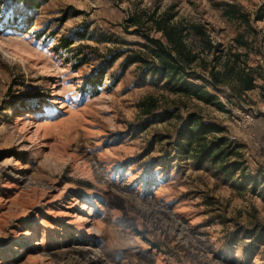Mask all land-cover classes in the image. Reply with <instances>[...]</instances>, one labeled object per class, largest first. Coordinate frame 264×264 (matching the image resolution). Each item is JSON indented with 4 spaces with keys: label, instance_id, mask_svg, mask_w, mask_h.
I'll use <instances>...</instances> for the list:
<instances>
[{
    "label": "rangeland",
    "instance_id": "rangeland-1",
    "mask_svg": "<svg viewBox=\"0 0 264 264\" xmlns=\"http://www.w3.org/2000/svg\"><path fill=\"white\" fill-rule=\"evenodd\" d=\"M161 14L240 52L253 88L205 83L204 103L124 67ZM193 117L239 146L240 171L179 148ZM262 181L264 0H0V264H264Z\"/></svg>",
    "mask_w": 264,
    "mask_h": 264
},
{
    "label": "trees",
    "instance_id": "trees-1",
    "mask_svg": "<svg viewBox=\"0 0 264 264\" xmlns=\"http://www.w3.org/2000/svg\"><path fill=\"white\" fill-rule=\"evenodd\" d=\"M46 1L13 0L15 5H21L23 10L30 12ZM223 13L231 19L245 21L244 16L238 14L232 6H223ZM147 21L150 29L158 33L159 36L150 37L145 34L143 36L145 43L139 45L142 50L134 55H125L122 62L124 67L137 64L145 74L157 75L158 79L164 81L172 91L204 103H211L216 99L208 91L207 85L213 90H218L223 84L230 83L233 92L235 91L239 95L253 88L254 77L236 64L241 55L240 52L229 49L225 53L219 44L212 43L201 25H180L171 22V16L164 14L158 17L150 16ZM187 39L191 43H187ZM234 41L236 42L234 47L245 46V42L238 36L234 38ZM69 44L71 43L64 38L60 41V47L66 45L68 48ZM201 52L206 55L210 54L212 57L222 53L221 68L218 70H215L216 66L208 68L199 54ZM118 55L112 57L111 61L115 60ZM217 59L220 57L214 58V60ZM193 65L207 72L209 79L195 76V72L192 70ZM195 79H199L202 83H196ZM218 133H222L221 128L201 122L194 117L188 118L178 132L179 148L185 153H191L198 165L205 162L212 165L218 164L219 170L228 176L231 173L229 172L230 168L233 173L241 170L239 164L234 160L225 164L232 155L239 157V152H237L239 146L227 141L223 136L215 138L214 135ZM241 175L240 179L249 178L244 174ZM261 184L264 185V181ZM253 186H257V181L253 183Z\"/></svg>",
    "mask_w": 264,
    "mask_h": 264
},
{
    "label": "built area",
    "instance_id": "built-area-1",
    "mask_svg": "<svg viewBox=\"0 0 264 264\" xmlns=\"http://www.w3.org/2000/svg\"><path fill=\"white\" fill-rule=\"evenodd\" d=\"M249 120H250V118H249Z\"/></svg>",
    "mask_w": 264,
    "mask_h": 264
}]
</instances>
